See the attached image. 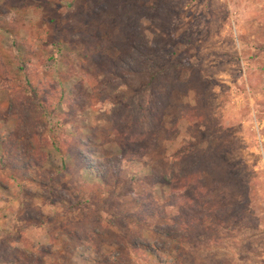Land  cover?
Masks as SVG:
<instances>
[{"label": "rangeland", "instance_id": "rangeland-1", "mask_svg": "<svg viewBox=\"0 0 264 264\" xmlns=\"http://www.w3.org/2000/svg\"><path fill=\"white\" fill-rule=\"evenodd\" d=\"M139 45L169 70L154 86L171 98L156 142L141 117L148 79L127 69ZM20 57L42 90L59 80L74 88V105L56 104L45 123L39 98L16 78ZM188 105L199 108L192 121ZM74 126L96 146L83 149L94 164L84 174L81 144L67 143L65 165L49 139ZM10 136L37 159L13 174L0 157V264H264V0H0V156ZM209 142L235 186L213 183L212 194L234 208L215 231L172 241L180 210L159 174L197 167ZM95 159L110 161L97 198L81 180L102 184ZM144 200L155 205L140 222L133 213Z\"/></svg>", "mask_w": 264, "mask_h": 264}, {"label": "trees", "instance_id": "trees-1", "mask_svg": "<svg viewBox=\"0 0 264 264\" xmlns=\"http://www.w3.org/2000/svg\"><path fill=\"white\" fill-rule=\"evenodd\" d=\"M146 55L144 54V46H137L134 49V52L127 56L128 60V70L130 72L136 73L140 75V78H146L147 85L144 87V91L150 90L148 94L150 97L148 98V104H146V108L143 107L141 110L142 119L149 118L150 126L149 129L150 135H148L147 139L149 142L158 141L159 134L157 132L164 130L162 122L164 121L166 115L170 112L168 106L171 105L170 97H163L164 94H157L154 86H158L164 75L169 71L165 69V66H162L161 60L155 59L152 64H150V60L146 59ZM18 60V68H17V77L18 79L26 82L27 88L30 87L31 90L35 93V95L39 98L41 112H44V122L47 123L48 116H57L58 110L56 108L57 105H74L73 97L76 95L75 89H68L65 84H63V80H59V88L56 91L50 90L47 86H42L44 90L41 89L40 82L39 84H35L30 77V73L27 71V60L22 59L20 57L16 58ZM147 60V63H146ZM149 60V61H148ZM145 61V62H144ZM172 68H176L177 65L170 64ZM165 69V70H164ZM175 70V69H174ZM171 72L172 79H175V71ZM47 76V75H46ZM42 84V82H41ZM180 85L175 87L180 91H186L191 85H187L184 83H179ZM56 87V86H55ZM150 88V89H149ZM48 93L49 96L55 97L58 95L59 100L57 103L51 102L49 99L47 100L45 94ZM163 95V96H162ZM155 96V97H154ZM164 98V99H162ZM43 99H46L43 101ZM144 104L139 103V107H142ZM197 112H199L198 106L188 105L184 109V116L189 121H192L197 117ZM136 122H139V119L136 118ZM178 122V121H177ZM140 124V122H139ZM66 127V125H64ZM80 130L74 126L69 131V137L66 139H62L59 136L57 139L49 137V139L53 140L55 144L58 146V150L64 159V164L66 165V149L65 146L67 143L71 141L79 142L81 144V148L79 149L80 158L84 164V172L90 168L94 167L90 161H88L87 152L92 153L96 150V146L94 145L93 135L90 134L87 140H84L79 134ZM137 135V134H136ZM134 136V135H133ZM144 136L141 135L140 138ZM136 137V136H135ZM151 137V139L149 138ZM18 141V142H15ZM133 141V140H132ZM131 141V142H132ZM129 142V143H131ZM210 143H208V147H210ZM134 145V142H132ZM21 142L19 138H11L7 137L3 142V147L1 150V160H4V165L8 167V169L13 172L22 171V165L27 167L29 163H33L34 154L29 153L28 151L20 150ZM140 148L144 149V146H140ZM86 149L87 152H84ZM150 150V149H149ZM137 151V150H136ZM179 156L182 155L189 156L192 153V149L188 151L180 150ZM41 159V158H39ZM6 161V164H5ZM95 162L98 164V167L95 168L96 171V179L97 181H101L102 184L98 185L92 184L87 177L82 175L81 180L85 182L86 193L91 195L93 198L101 197V192H103L102 187H109L110 183L107 178V173L109 171L110 161L106 160L104 164H102L98 159H95ZM37 162H34L36 165ZM88 168V169H86ZM173 167H171L172 173L174 172ZM173 177L169 178L166 173L159 174V182L166 187L168 186L171 190L172 202L171 206L178 207L180 210V214L173 218L174 226L170 228V234L168 236L172 239V241H180V236L182 234H195L200 230L203 231H215L216 228L220 227L222 224L226 223V219L230 216L234 208V200L232 198H227L226 200L217 199L212 194L211 185L214 183H218V188L226 187L228 190L234 189V183L229 182V178L232 179V176L229 172V169L224 165L223 161L217 158L216 151L210 148H206L201 154V160L197 167H192L186 172H181L177 174H172ZM138 176L135 174L132 178H137ZM155 205V202L148 203L147 201H143L142 205L139 206L137 212L133 213L134 216L138 219V221L145 222L149 216H153L151 213V207ZM244 206V204H243ZM163 212L162 215L159 216L161 219H166L167 214H164L165 208L161 209ZM169 218V217H168ZM180 231V232H179ZM188 235V236H189ZM145 248H148L147 244H143ZM152 254V253H149ZM156 256V255H154Z\"/></svg>", "mask_w": 264, "mask_h": 264}]
</instances>
